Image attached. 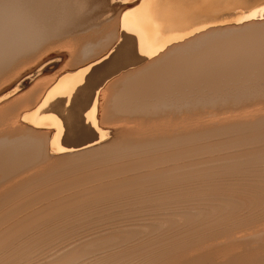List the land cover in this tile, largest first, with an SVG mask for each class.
I'll return each instance as SVG.
<instances>
[{"label":"bare ground","instance_id":"6f19581e","mask_svg":"<svg viewBox=\"0 0 264 264\" xmlns=\"http://www.w3.org/2000/svg\"><path fill=\"white\" fill-rule=\"evenodd\" d=\"M118 1L119 0H0V217H2L5 220L7 219L6 216L14 215L16 211L20 210V208L27 207V206L33 207L34 204L37 203L36 201L38 199L46 198L47 200V204L45 202L46 205L45 206L43 205L44 207L41 206L42 208L40 209L38 208L39 205L37 203L36 205L38 207L35 206L36 210L33 209L34 211H32L31 213L27 212L29 214L24 219L21 218L22 212H20L21 216L19 218L21 219L17 221L18 219L16 218L17 219V220L15 219L16 224L13 223L14 224L13 226L10 227V225L12 224L8 225L9 224L8 222L7 225L10 227V229L8 228L9 230L7 232L0 235V247L5 245L6 243L8 244L9 243L8 241L15 240L18 237L17 235L18 234L20 235L21 231L25 232L26 231L25 229H28L30 227L33 228L34 225H37L39 221H43L44 218L48 219L49 217H53L56 214H60L61 211L79 209L80 205L78 204L81 201L80 197L82 196L77 198V196L79 195L77 196L74 195L76 191L74 192V194H70V195L63 194L64 196L63 195L61 196L60 191H64L65 189L78 186L80 184L82 185V186L79 185L80 189H83L82 191L84 192L85 190L84 183L86 182L89 183V181L95 180L97 177L101 179L93 181L99 184V185L97 184L98 191H96L97 194L95 193L96 194L95 197L103 201L104 199H106L105 202L107 201V199L110 200V199L118 198V197L121 198L122 196H125L127 194H130V193L133 194V192L135 193L137 192L138 194L139 191H142V190L138 191V189H140L138 187H142L148 184H150V187H151V183L153 184L155 182V183H159V185L160 183H162V185L163 184L166 185L167 189L165 190L173 192L172 194H170V192H165L164 195L160 194L161 195L160 196L157 191L159 186L158 188H156L155 186V188L157 189L156 193H158L159 195V201L160 200L164 201L166 199L165 202H167L168 200V202H170V205L174 204L175 202L181 204L182 202H186L188 200V198L186 200L184 199L186 194L188 193V192L185 193L186 189H184L185 188L184 184L186 183V181L189 182L188 175L190 174V168L196 165V164L194 165L192 162L193 165H191L190 167L189 166L190 162L188 164L186 163L187 162L186 159H187L188 154L190 153L191 147L193 148L196 147L197 149H199L202 146L205 147V145L209 146V144H211L214 141L215 142L217 141V143L214 142L213 144L214 145L217 144L219 150L224 149L225 151V149L232 147L231 149H229V151H226L225 153L222 152V154H219L221 155L220 156L221 165H225L228 163L229 165L238 166L239 164H242L243 162H246V161H250L254 158L259 159V160L261 158V157L259 158L260 151L256 150L257 145L255 146V143L264 140V105L263 107H259V108L256 107V105L259 106L258 102L261 103L260 106L264 103V21L262 22V19L264 18H259V17H264V0H201L200 5L202 7L199 10L196 9V13L193 16H189L188 18L186 17L191 12L190 4L194 2L195 0H177V1L176 0H156V4L150 9L141 8V5L145 3V0H139V2H137V0H131L130 2H133V3L129 7L122 6L121 2H118ZM238 8H240L241 10L238 12H235V10ZM125 12H130V15L128 16L126 20L123 18V14ZM201 15H207V17L204 19L202 18ZM250 16H253L255 18H249ZM207 26H213V27L207 28ZM102 39L105 45L102 42L101 43L103 44V47L105 46V50L103 51L102 49H99V50H102V53L100 52L97 57L93 56L94 57V58L92 57L93 59L89 58L90 52L91 51L94 52V50H96V48L94 49V45L96 44V42H98L99 40L102 41ZM106 45H107V48H106ZM101 46L99 45L97 47L100 48ZM115 47H116V51L113 55H111ZM44 51L45 52L47 51V54L42 53ZM97 52L98 51H96V53ZM109 56H110L109 60L104 61ZM58 58H61L62 61L63 60L66 61L67 65H65L64 67L65 71L59 73L57 77L55 76V78H53L48 83H46L45 81L41 79L38 81H33V83H31L30 87L27 90L22 91L20 94L16 95L14 98L8 99L7 101H5L7 98H9V96L10 97L12 96L11 94L18 92L20 90L19 88L21 87L23 88L25 86V83L28 81L27 80L23 82L25 78L29 77V75L31 76V74H34L33 77L37 79V77H39L43 73V71L47 69V65H48L47 63L49 61H52ZM142 63L143 65L140 68L129 71L126 74H121L120 77H117L118 76L117 74H120L121 72L125 70L135 68L136 66ZM52 64L58 65L57 62H53V61H52ZM59 71L61 70H58L57 72ZM115 76L117 78H115ZM105 80H109L107 81L109 86H107L106 89L104 88L105 90L101 89V92L103 90L102 94H98V91H97L98 88L97 90H95L96 88L95 85L100 84V82L105 81ZM22 82L23 84L21 85ZM84 83L85 85L83 86ZM99 90H100V87H99ZM99 95H101V97ZM71 102H73V105L71 107L70 106L68 107L69 103ZM254 103H258V104H254ZM254 105H255V109L253 107ZM83 119H86L85 121H88L89 124L86 125L87 123L85 124V122H83ZM23 122L30 123L32 127L30 128L27 125H24ZM107 131L111 132V135L112 134L114 135V139H112V141L109 144H105L100 147H95L89 150L84 149V151L81 150L82 152L80 153L78 152L77 154H73V155L71 154V155H66L63 157H59V156L56 157V155L60 153L62 150L69 151V149H72L69 145L71 144L73 145L74 143H77L79 141L81 142V139L84 140L86 138L92 137L93 135L97 134L94 140L91 138L93 140L92 144H94V142H97V141L101 142L105 140V138L108 137L109 135ZM238 139L240 140L242 139V141H238ZM88 142L89 141L87 140V143ZM82 143L83 144L78 143L79 146L80 145L85 146L84 142ZM252 144L254 145L252 146ZM89 145L86 148H88ZM75 149L73 148V150ZM252 149H255L256 151H253ZM198 153H199V150H198ZM262 153L263 152H261V154ZM208 154L210 153L208 152ZM219 155L217 157L215 156L214 157L219 159L218 158ZM192 156L193 155H191V157ZM199 156L201 157L203 155H199ZM200 157H199V162H200ZM208 157H211V156H208ZM214 157H212V159ZM204 159L206 160V158ZM209 160L210 159H208V162L206 163H209L210 162ZM218 164L216 165L218 166ZM159 165L162 166L160 169H158ZM211 166L213 167V165ZM262 169L260 168L261 171ZM232 172H234V170ZM262 172H264V170ZM203 174L205 175V173ZM209 174L211 173L209 172ZM105 176H106V179H104ZM196 181L198 182L197 179ZM254 182H256V180ZM91 184L93 185V183ZM91 184H90V188H92ZM186 184H189V183H186ZM228 184L227 186H229ZM197 185L199 184L197 183ZM230 185H233V184H230ZM241 185L239 184L238 186H241ZM103 186H105L104 189L98 188V187H103ZM259 186H258V189H259ZM261 186H264V185H261ZM53 187H55L54 190H52ZM150 187L148 186L149 189H151ZM189 187H186V188H189ZM49 188H51V190ZM75 188L78 189L77 187ZM145 188L146 186L144 187V189ZM80 189L78 190L80 191V194H81L82 192ZM93 189H92V192H93ZM215 189L217 190V188ZM215 189L213 188L214 191ZM236 189L238 190V188ZM254 189H255V186H254ZM263 189L261 187L262 191ZM69 190L71 191V189ZM88 190L90 189L88 188ZM219 190H221L222 192L221 188H219ZM239 190L241 191L242 188ZM228 191H230V189ZM237 192L240 193L239 191ZM53 193H58V194H54L52 196ZM146 194L149 195L148 193ZM207 194L208 193H206V196ZM211 194H209V196ZM263 194H260V195H263ZM143 195L144 194H142V197ZM147 195L145 196L147 197ZM197 195H199L198 191H197ZM229 195L230 194H228L227 196ZM127 196L130 197V195H127ZM132 196L133 195H131V197ZM156 196L157 195H155V198ZM227 196H226V199H227ZM236 196H237L236 198L242 197V195L238 197V194ZM137 197L135 198L137 199ZM151 197H152V194H151ZM151 197H148V198H151ZM248 197L249 196L247 197L244 196V199ZM125 198L126 197H123L122 199L124 200ZM172 198H175V199H172ZM170 199L172 202L169 201ZM198 199L199 197L196 200ZM228 199H232L231 196ZM258 199L262 200V198H258ZM258 199L255 201V205L257 202L260 201V200L258 201ZM95 200L96 199H94V201ZM101 200H100L101 205L105 204ZM251 200L250 202H253L254 199L252 201ZM180 201L182 202L180 203ZM233 201L234 199H232V202ZM239 201L241 202V198ZM86 202L88 203L89 201H86ZM41 203H43V201ZM158 203L160 204V202ZM167 203L165 204L168 205L169 203L168 204ZM109 204L110 203H108L107 205ZM215 204L217 203L215 202ZM113 205L115 204L113 203ZM200 205H202L203 207V204H200ZM208 205H209V210H211L209 203ZM237 205H240V204H237ZM99 206H100V203H99ZM145 206H148V205H145ZM225 206L226 205L224 204V207ZM221 207L222 206H220V208ZM231 207H229V209ZM29 208L27 207V210ZM183 208H186V206L182 207V209ZM225 208H228V206ZM86 209L88 208H85L83 212H85ZM92 209H94V207ZM95 210L97 211L98 209H95ZM101 210H105V209H101ZM158 210L159 209H157L156 211ZM191 210H193V208ZM240 210H241V206H240ZM116 211H119V210H116ZM173 211L172 213H174ZM180 211L182 212L181 208L179 209V212ZM213 211L215 210H212V213ZM216 211L214 213H216ZM229 211L231 210H228V212ZM89 212H90V209H89ZM101 212L102 211H100V213ZM191 212H196V210L195 211L193 210ZM66 213H69V211ZM71 213L73 214V212ZM76 213L78 212H75L74 214ZM249 213H251V211ZM24 214L25 213H23V215ZM184 214H185V211H184ZM204 214H207V213H204ZM234 214L235 216L237 215L236 213ZM241 214H243V212ZM101 216L99 217L100 219H101ZM198 216H200V219H201L202 215H198ZM239 216L242 217V215L240 214ZM68 217H71V216L69 215ZM75 217H73L72 219L74 220ZM193 217L198 218L196 217V215ZM244 217L242 219H243V224L245 225ZM133 218L134 217L132 216V219ZM173 218H171L170 216V219H173ZM254 218L253 220L256 221L255 215H254ZM237 219H239V217H237ZM53 220H55L54 217H53ZM86 220L90 221L89 218H87ZM173 220H175V218ZM226 220L227 219H225L224 221ZM56 221L59 223L58 219ZM195 221H197V219ZM252 221L250 218V223L248 222L246 223L251 224ZM234 222H230V224L231 223L233 224ZM238 222L237 224H239ZM150 223L151 222H149V224ZM5 224H6V221H5ZM72 224H75V223H72ZM43 225H44V222H43ZM220 225H222V223ZM248 226L246 227L250 229L251 226H249L250 228ZM259 226L257 228H259ZM161 227L162 226H160V228ZM192 227L190 229H192ZM252 227H256V225ZM52 228L54 227H51V229ZM232 228L233 227L231 226L229 230H231ZM243 228L245 229V227ZM224 229L225 231L227 230V228H224ZM238 229L241 230L242 228L241 229L238 228ZM130 230L132 229L130 228ZM239 230H238V233H239ZM177 231L175 234H177L180 230L178 232ZM202 231H205V230H202ZM211 232H214V231L212 230ZM216 232L218 234L221 233L220 231L218 232L217 230ZM231 232L229 234H231ZM252 232L251 234L250 232H248V234L244 233L243 236L242 234L241 236H238L239 235L238 234L237 235L238 237H235V238L236 240H238V243L242 241V243L244 244V247L248 246L247 243H249L248 241L250 239L246 242V246L243 240L248 239L250 237L252 238L254 236L255 238H257V241L255 239L250 240V242L253 241V243H254V240L256 242L264 240V229L257 230L255 232L256 234L253 233L254 235H252ZM143 233H145V231ZM183 233L185 234V232ZM217 233H214V235H217ZM39 234H40V231H39ZM199 234L200 232L198 233V237H199ZM211 235L213 234L211 233ZM226 235H228V233ZM226 235L224 236L225 238L229 237V235L228 236ZM31 236H33L34 238L37 235L35 236L31 235ZM166 236L173 237V234L172 235L169 234ZM27 237H30V236H27ZM195 237L196 239L198 238L197 236ZM219 237L218 239H214V240L218 241ZM62 238H65V237H62ZM115 238H117V236ZM127 238L125 240H127ZM201 238L199 241L197 239L198 243L201 242L200 246L202 244V241H205ZM96 239L94 241H96ZM172 239L170 240L172 241ZM160 240H162V238H160ZM182 240H185V235H184V239L182 238ZM190 240L192 239L190 238ZM214 240L212 237V242ZM228 240L229 239L226 240V243L228 242ZM232 240L233 239H230V241ZM105 241L107 240H104V242ZM192 241H189V242L192 243ZM114 242L115 241L113 240L112 243ZM142 242L144 243L145 240ZM147 242H150V241H147ZM172 242L173 244L175 243L174 240ZM184 242L185 241H183V244ZM222 242H223L222 243L223 245L225 242L224 241ZM27 243H30V242L27 241L26 244ZM100 243L101 242L94 243V244H100ZM135 243L136 242H134V244ZM141 243L139 244L143 245ZM179 243H176V245ZM186 243L188 244V242ZM195 243H192L193 246L196 245ZM234 243L235 242L233 241L232 244ZM35 244H37V242ZM54 244H55V241H54ZM104 244L107 245V243H104ZM165 244H168V243L166 242ZM212 244H214L213 246L214 251L216 248L215 246L217 247L220 246V244L219 246L216 245L215 241L214 243H211L210 245ZM15 245H18V243H16ZM125 245L127 244L124 243L123 246L125 247ZM147 245L149 246V244ZM180 245L181 244H179V246ZM203 245H205V243ZM7 246H10V245H7ZM96 246L97 245H95V247ZM224 246H227V245L224 244ZM20 247L21 249H23L21 245ZM87 247L88 246H86V249ZM90 247L88 248L90 249ZM176 247H173L174 250ZM182 247L185 248L184 246ZM205 247L207 248V246ZM210 247L211 246H209L208 249ZM220 247H222V249L226 248L223 246H220ZM236 247H237V244H236ZM236 247H234V249ZM5 248L7 249V247ZM107 248L109 247L107 246ZM116 248H113V249L117 250ZM157 248H159V246ZM170 248L172 250V247ZM230 248L228 249V254L225 253V255H228L227 256L228 258L226 257L227 259L225 258V255L222 254L221 252L220 253L222 255L220 253L219 255L217 254H214V255L219 256V257L221 255V257H223L222 259H219L218 257L216 258L215 256L214 258L212 253H211L212 255H210V250L207 249V251H209L207 253L209 254L203 253V252L202 254L198 253V255L199 254L200 255L196 257L195 259L194 257L197 256V254L195 255L196 253L195 251H194L195 253L194 252H191V254L188 253L191 256H193V254L195 255L193 257L194 260L186 261V262H183L182 264H264V258L260 256L259 250L257 251L259 255L256 254L257 256L253 257V255H255V252L254 250L249 249L251 252L252 251L254 252L252 253L253 254L251 256L252 258H248L249 256H246L247 258H244L243 255L245 256V254H242V251L239 254L238 253L233 254L232 253L233 251L230 250ZM241 248L242 247H240V249ZM211 249H212L211 251H213V248ZM164 250L162 249V251ZM171 250L169 252L173 251ZM21 251H24V250H21ZM117 251H119L118 253L122 255L121 253L123 252L122 246H121V249ZM149 251L147 253H149ZM166 251L167 250H165L164 252L166 253ZM229 251H232L230 255H229ZM108 252L107 254L109 255L110 253H112V252L110 253ZM175 252L177 255L176 250ZM114 253H117V252H114ZM123 253H125V251ZM137 253H139L138 250H137ZM151 253L149 254L151 255ZM184 253H185V250H184ZM184 253H182L184 256H187V258L191 259L187 253H186L187 255H185ZM260 253L262 252L260 251ZM9 254L10 252H8V255ZM16 255L15 256L13 255L14 258L16 257ZM113 255H116V254H113ZM170 255H172V253ZM123 256H121L122 258H119V259L114 258L113 261L116 263L117 262L119 263L121 262L122 259L126 258V257L123 258ZM167 256L169 257V255ZM167 256H166V259L168 261ZM76 257L78 258V256ZM137 257L139 256L136 255V258ZM181 257L176 256L175 258L178 259ZM70 258H72V255ZM148 258H151V257H148ZM170 258L172 259V256L169 257V259ZM0 259H2V256ZM7 259H9V257ZM131 259H135V258H131ZM143 259L145 258L142 257L141 260ZM189 259L185 258L183 260L181 258V260L183 261L189 260ZM218 260H220V262H218ZM163 261L164 260H162L160 263H162ZM108 262H111V261H108ZM122 262L124 261L122 260ZM145 262L147 264V261ZM172 262L171 264H175ZM1 263L7 264L6 262H2V260L0 261V264ZM80 264H82V262ZM152 264H155V262H153ZM168 264H170V262Z\"/></svg>","mask_w":264,"mask_h":264},{"label":"rangeland","instance_id":"374dc122","mask_svg":"<svg viewBox=\"0 0 264 264\" xmlns=\"http://www.w3.org/2000/svg\"><path fill=\"white\" fill-rule=\"evenodd\" d=\"M131 0H119L118 2H121V5L122 6H124V7H129V6H131L132 5V3L133 2H130ZM177 1V0H176ZM175 1V2H176ZM137 2H139V0H137ZM200 2H201V0H195L194 2H192L190 5H191V12H190V14H188V16L186 17V18H188L189 16H193L195 13H196V9H200L202 6L200 5ZM241 9L240 8H238V9H236L235 10V12H238V11H240ZM202 16V18H206L207 17V15H201ZM264 21V19H262V22ZM260 23V22H259ZM258 25V24H257ZM210 27H213V26H207V28H210ZM100 41V42H99ZM98 42H96V44L94 45V49L96 48V50H94V52L93 51H91L90 52V56H89V58H91V59H93L94 57H97L98 55H99V53L101 52L102 53V50L104 51L105 50V46L103 47V39H102V41L101 40H99ZM103 44H102V43ZM98 43V44H97ZM120 43H121V41H120ZM101 46V47H103V48H98L97 46ZM105 45V44H104ZM108 45V44H107ZM107 45H106V48H107ZM117 47V46H116ZM116 47H115V49L113 50V52H112V54L111 55H113L114 53H115V51H116ZM98 48V49H97ZM99 49H102V50H99ZM48 51V50H47ZM47 51L45 52H42V53H46L47 54ZM96 51H98L97 53H96ZM65 54V53H64ZM110 55V56H111ZM94 56V57H93ZM110 56L108 57V58H106L104 61H108L109 60V58H110ZM93 57V58H92ZM55 60H57V61H55ZM55 60H52L53 62H57V64L58 65H55V64H52V61H49L46 65H47V69L46 70H44L43 71V73L39 76V77H37V79L35 78V77H33L34 76V74H31V76L29 75V77H27V78H25L24 80H23V82H25V81H27L26 83H25V86L22 88H19L20 90L18 91V92H16V93H14V94H11L12 96L10 97L9 96V98H7L5 101H7L8 99H12V98H14L16 95H18V94H20L22 91H25V90H27L29 87H30V85H31V83H33V81H38V80H43V81H45L46 83H48V82H50L53 78H55V76L57 77L58 75H59V73H61V72H63V71H65V65H67V63H66V61L65 60H63L62 61V59L61 58H58V59H55ZM59 60V61H58ZM65 61V62H64ZM103 61V62H104ZM65 63V64H64ZM102 63V62H101ZM52 64V65H51ZM97 64V63H96ZM50 65V66H49ZM63 65V66H62ZM143 65V63L142 64H139L138 66H136L135 68H131V69H129V70H125V71H123V72H121L120 74H117L116 76L117 77H120L121 76V74H126V73H128L129 71H132V70H136L137 68H140L141 66ZM55 66V67H54ZM54 67V68H53ZM63 69H62V68ZM95 67V66H94ZM61 68V69H60ZM33 70V69H32ZM58 70H61V71H59V72H57ZM115 76V78H117ZM32 78V79H31ZM107 81H109V80H105V81H102V82H100V84H97V85H95V90H97V88H98V94H102V92H103V90H102V92H101V89H106L107 88V86H109L108 85V82ZM23 82L21 83V85L23 84ZM29 82V83H28ZM106 84H105V83ZM104 86H103V85ZM85 85V83L83 84V86ZM100 85V86H99ZM99 87H100V90H99ZM104 89V90H105ZM94 90V91H95ZM99 91H100V93H99ZM100 97H101V95H99ZM259 103V104H258ZM258 103H254V104H258L259 106H257L256 105V107L257 108H259V107H263V105H264V103L260 106V102H258ZM73 105V102H71V103H69V105H68V107L70 106H72ZM254 107V109H255V105L253 106ZM86 119H83V122H85V124L86 125H88L89 124V122L88 121H85ZM23 124L24 125H27L28 127H32V125L30 124V123H28V122H23ZM107 133H109V135H108V137H106L105 138V140H103V141H97V142H94V144H92V142H93V140L96 138V136H97V134L96 135H93L92 137H89V138H86V139H84V140H82L81 139V142L79 141V142H77V143H74L73 145L71 144V145H69L72 149H69V151L68 150H62L60 153H58L57 155H56V157L57 156H59V157H63V156H66V155H73V154H77L78 152L80 153V152H82L81 150H83L84 151V149L85 150H89V149H93V148H95V147H100V146H102V145H105V144H109L111 141H112V139H114V135L112 136L111 135V132H109V131H107ZM95 136V137H94ZM93 140H92V139ZM224 138V137H223ZM227 138V137H226ZM87 140L90 142H88L87 143ZM238 141H242V139L240 140V139H238ZM82 142H84V145L85 146H82V145H80L79 146V144H83ZM215 142V141H214ZM214 142H212L211 144H209V146L207 145H205V147H203V149H202V147L201 148H199V149H197L196 147L195 148H193V147H191L189 150H190V153L188 154V156H187V159H186V163L188 164L189 162V166L191 167V165H195L194 167H189L190 168V174L188 175L189 177H188V179H189V182L188 181H186V183H189L191 186L192 185H194L195 186V188H194V186H190L189 184H184V189H186V191H185V193H187L186 194V196H185V200L188 198V200L186 201V202H182V201H180V203L181 204H179V203H177V202H173L174 204H172V205H170V202H168V200H167V202L169 203H167V202H165V200L164 201H162V200H160L159 201V195L161 194V195H164L165 194V192H170V194H172L173 192H171V191H166L165 189H167V187H166V185H162V183H160V185H159V183H153L154 184V186H153V184L151 183V187H150V184H148V185H144V186H142V187H138V188H140V189H138V191L139 190H142V191H139V193L137 194V192L135 193V192H133V194L132 193H130V194H127V195H130V197L129 196H127V195H125V196H122L121 198L120 197H118V198H113V199H110V200H108L107 199V201L105 202V200L106 199H104V201L103 200H101V199H97L96 197H95V195L97 194L96 193V191H98V189H97V184L98 183H96V182H93V181H95V180H100L101 178H96L95 180H91V181H89V183H84V188H85V190L87 189L88 190V188L91 190H84V192L82 191L83 189H80V186H82V185H78V186H74V187H70V188H68V189H65L64 191H60L61 192V196L64 194V195H70V194H74V192H75V196H77V195H79V196H77V198L78 197H80V196H82V197H80L81 198V201L79 202V204L78 205H80V208L79 209H76V210H65V211H61V213L60 214H56L55 216H53L54 217V219L55 220H53V217H49L50 218V220H49V218L48 219H46V218H44L43 219V221H39L38 223H37V225H34L33 226V228L32 227H30V228H28V229H25L26 231L24 232V231H21L20 232V235L18 234L17 236V240L15 239V240H12V241H8L9 243L7 244H5V245H3L2 247H0V250H2V251H0V254H1V256H2V259H0V261L2 260V262H6L7 264H61V263H63V264H66L67 262H69V263H67V264H74V263H76V264H80L81 262H82V264H103L104 262V264H126V263H131V264H135L136 262V264H146V262L145 261H147V264H152L153 262H155V264H168L169 262H170V264H171V262L172 261H174V262H172V263H175V264H182L183 262H186V261H190V260H194L196 257H198L199 255H198V253H201L202 254V252L203 253H207V252H209V251H207V249H208V247L209 246H211L208 250H210V255H212L213 254V257L215 256L216 258L218 257L219 259H222L223 257H221V255L222 254H224L225 255V253L226 254H228V249L230 248V250H232V251H229V255H230V253L232 252L233 254H236V253H240L241 251H242V254H245V256L243 255V257L244 258H247L246 256H249L248 258H252L251 256L253 255L252 253H254L255 252V255H253V257H256L257 255H259L260 254V256L262 257V258H264V240H262V241H259V242H256L257 241V238H255L254 236L251 238H248V239H245V240H243L244 241V243H245V246H246V242L250 239V240H253V239H255L254 240V243H253V241L252 242H250V240L248 241L249 243H247V245L248 246H246V247H244V244L242 243V241L240 242V243H238V240H236V238L235 237H238V236H241V234H242V236H243V234L244 233H246V234H248V232H250V234H251V232H252V235H254V234H256L255 232L257 231V230H263L264 228V202H263V200H264V186H261V185H264V172H262L263 170H264V159H262V158H264L263 156H264V140L263 141H260V142H257V143H255V146L257 145V151L259 150L260 151V155H262V156H260L259 155V158H260V160L259 159H256V158H254V159H252V160H250V161H246V162H243L242 164H239L238 166H234V165H229L228 163L227 164H225V165H221V160H220V156L221 155H219V154H222V152L223 153H225L226 151H229V149H231V148H227V149H225V151H224V149L223 150H219L218 149V146H217V144L216 145H214L213 143ZM79 143V144H78ZM215 143H217V141L215 142ZM263 143V144H262ZM77 144V145H76ZM90 144V145H89ZM213 144V145H212ZM89 145V147L88 148H86L87 146ZM210 145H211V147H210ZM254 144H252V146H253ZM73 146V147H72ZM76 146V147H75ZM214 146H215V148H214ZM79 147H80V149H79ZM84 147V148H83ZM263 147V148H262ZM73 148L75 149V150H73ZM82 148V149H81ZM212 149V150H211ZM79 150V151H78ZM192 150H193V152H192ZM196 150V151H195ZM198 150H199V153H198ZM253 151H256L255 149H252ZM206 151V152H205ZM211 151V152H210ZM214 151V152H213ZM205 152V153H204ZM208 152L210 153V154H208ZM261 152H263L262 154H261ZM198 153V154H197ZM212 153V154H211ZM219 155V159H217V158H215V157H217L218 155ZM191 155H193L192 157H191ZM195 155V156H194ZM199 155H203V156H199ZM208 156H211V157H208ZM215 156V157H214ZM198 157V158H197ZM199 157H200V162H199ZM203 157V158H202ZM207 157H208V159H210L209 161V163H206V162H208V159H207ZM212 157H214L213 159H212ZM189 158V159H188ZM191 158V159H190ZM194 159V161H193V159ZM196 158V159H195ZM204 158H206V160L204 159ZM203 159V160H202ZM212 159V160H211ZM192 160V161H191ZM198 160V161H197ZM215 160V161H214ZM259 162H258V161ZM263 160V161H262ZM197 163H196V162ZM204 163H202V162ZM212 161V162H211ZM214 161V162H213ZM217 161H219V162H217ZM257 161V162H256ZM192 162H193V164H192ZM249 162V163H248ZM251 162V163H250ZM261 162V163H260ZM201 163V164H200ZM212 163V164H211ZM219 163V164H218ZM171 164V163H170ZM198 164V165H197ZM216 164H218V166L216 165ZM244 164V165H243ZM246 164V165H245ZM211 165H213V167L211 166ZM261 165V166H260ZM210 166V167H209ZM225 166H227V167H225ZM248 166V167H247ZM162 166L161 165H159L158 166V169H160ZM209 167V168H208ZM225 167V168H224ZM256 167V168H255ZM196 168V169H195ZM232 168V169H231ZM239 168V169H238ZM258 168V169H257ZM260 168L262 169V171L260 170ZM194 169V170H193ZM211 169H213V170H211ZM250 169V170H249ZM255 169V170H254ZM193 170V171H192ZM199 170V171H198ZM207 170V171H206ZM209 170V171H208ZM217 170V171H216ZM226 170H228V171H226ZM231 170V171H230ZM234 170V172H232ZM242 170V171H241ZM257 170H258V172H257ZM196 171V172H195ZM215 171H216V173H215ZM192 172H193V174H192ZM209 172L211 173V174H209ZM243 172V173H242ZM203 173H205V175L203 174ZM215 173V174H214ZM261 175H260V174ZM263 173V174H262ZM217 174V175H216ZM225 174H227V175H225ZM233 174V175H232ZM241 174V175H240ZM245 174V175H244ZM255 174V175H254ZM257 174V175H256ZM193 175V176H192ZM196 175V176H195ZM198 175V176H197ZM199 175H200V177H199ZM210 175V176H209ZM240 175V176H239ZM249 175H251V176H249ZM222 176V177H221ZM247 176V177H246ZM249 176V177H248ZM259 176V177H258ZM263 178H262V177ZM234 177V178H233ZM194 178V179H193ZM205 178H207V179H205ZM212 178V179H211ZM262 178V179H261ZM104 179H106V176H105V178ZM193 179V180H192ZM196 179L198 180V182L196 181ZM205 179V180H204ZM242 179H243V181H242ZM208 180V181H207ZM217 180V181H216ZM232 180V181H231ZM236 180V181H235ZM240 180V181H239ZM256 180V182H254ZM259 180V181H258ZM56 181V180H55ZM193 181H195V182H193ZM204 181V182H203ZM205 181H207V182H205ZM214 182V183H212V182ZM248 181H249V183H250V185H249V183H248ZM251 181V182H250ZM253 181V182H252ZM258 181V182H257ZM192 182V183H191ZM209 182V183H208ZM220 182V183H219ZM222 182V183H221ZM230 182V183H229ZM232 182V183H231ZM91 183H93V185L91 184ZM95 183V184H94ZM108 183V182H107ZM196 185H195V184ZM197 183L199 184V185H197ZM201 183V184H200ZM204 183V184H203ZM229 183V184H228ZM235 183V184H234ZM263 183V184H262ZM87 184V185H86ZM90 184L92 185L91 187L92 188H90ZM158 184V185H157ZM203 184V185H202ZM206 184V185H205ZM213 184V185H212ZM220 184V185H219ZM226 184V185H225ZM227 184L229 185V186H227ZM230 184H233V185H230ZM241 185V186H238V185ZM253 184V185H252ZM89 185V186H88ZM96 185V186H95ZM99 185V184H98ZM201 185V186H200ZM209 187H208V186ZM213 187H212V186ZM215 185V186H214ZM244 185V186H243ZM257 185V186H256ZM260 185V186H259ZM95 188H94V187ZM146 186V188L144 189V187ZM148 186L151 188V189H149L148 188ZM155 186H156V188H158V186H159V188H158V190L155 188ZM191 188H190V187ZM203 186V187H202ZM205 186V187H204ZM207 186V187H206ZM243 186V187H242ZM253 186V187H252ZM254 186H255V189H254ZM258 186H259V189H258ZM75 187H77L78 189H80L81 190V192L83 193H81L80 194V191L78 190V189H76ZM104 187L105 186H103V187H98L99 189H104ZM160 187H162V188H160ZM186 187H189V188H186ZM201 187H202V189H201ZM211 187H212V189H211ZM224 187V188H223ZM226 187V188H225ZM240 187V188H239ZM245 187V188H244ZM261 187H262V189H263V191L261 190ZM82 188V187H81ZM96 189V190H94V189ZM107 188V187H106ZM194 188V189H193ZM197 188V189H196ZM204 188V189H203ZM213 188L215 189V188H217V190L215 189V191L213 190ZM219 188H221L222 189V192H221V190H219ZM236 188H238V190L236 189ZM242 188V192L239 190V189H241ZM50 190H51V188H49ZM55 189V187H53L52 188V190H54ZM69 189H71V191L69 190ZM92 189H93V192H92ZM144 189V190H143ZM161 189H162V191H161ZM189 189V190H188ZM192 189V190H191ZM196 189V190H195ZM226 189V190H225ZM230 189V191H228ZM236 189V190H235ZM244 189V190H243ZM252 189H254V190H252ZM257 189H258V191H257ZM68 190V191H67ZM150 190V191H149ZM156 190L158 191V193H159V195H158V193H156ZM165 190V191H164ZM196 192H195V191ZM200 190V191H199ZM202 190H204V191H202ZM211 190V191H210ZM214 191V193H213V191ZM224 190V191H223ZM233 190V191H232ZM249 190V191H248ZM256 190V191H255ZM67 191V192H66ZM146 191V192H145ZM159 191H161V192H159ZM193 191V192H192ZM197 191H198V193H199V195H201V196H199V195H197ZM208 191V192H207ZM209 191H210V193H209ZM227 193H226V192ZM234 191H235V193H234ZM237 191H239L240 193H238ZM262 191V192H261ZM59 192V193H60ZM69 192V193H68ZM71 192V193H70ZM78 192H79V194H78ZM86 192V193H85ZM89 192V193H88ZM90 192H92V193H90ZM190 192V193H189ZM200 192H201V194H200ZM211 192H212V194H211ZM216 192H218V193H216ZM243 192H244V194H243ZM252 192H254V193H252ZM256 192V193H255ZM260 192V193H259ZM96 193V194H95ZM146 193H148L149 195H147ZM152 194V197H151V194ZM154 193V194H153ZM156 193V194H155ZM206 193H208L207 194V196H208V198H207V196H206ZM234 193V194H233ZM246 193V194H245ZM259 195H258V194ZM54 194H58V193H53L52 194V196L54 195ZM84 194H85V196H84ZM90 194V195H89ZM91 194H93V195H91ZM142 194H144L143 195V197H142ZM192 194H194V195H192ZM209 194H211L212 195V197H211V195L209 196ZM219 194V195H218ZM222 194V195H221ZM228 194H230L229 196H227ZM238 194V197L239 196H241L242 195V197H240L241 198V202L239 201L240 200V198H236L237 195ZM240 194V195H239ZM260 194H263V195H260ZM63 195V196H64ZM131 195H133L132 197H131ZM135 195H139L138 197L137 196H135ZM141 195V196H140ZM145 195H147V197L145 196ZM155 195H157L156 196V198H158V199H156L155 198ZM160 195V196H161ZM197 195V196H196ZM203 195H205V196H203ZM214 195V196H213ZM87 196V197H86ZM193 196V197H192ZM196 196V197H195ZM218 198H220V199H218ZM222 196H223V198H222ZM226 196H227V199H226ZM230 196H231V198L232 199H234V201L232 202V199H228V198H230ZM233 196V197H232ZM244 196L245 197H247V196H249L252 200H253V202H250V198L248 197V198H245L246 199V201H245V199H244ZM256 198H255V197ZM261 196V197H260ZM263 196V197H262ZM95 197V198H94ZM123 197H126L124 200L126 201H124L122 198ZM135 197H137V199L135 200L134 198ZM142 197V198H141ZM146 197V198H145ZM148 197H151V198H148ZM190 197H192V198H190ZM199 197V199L198 200H196L197 198ZM202 197V198H201ZM204 197V198H203ZM216 197V198H215ZM225 197V198H224ZM262 198V200H260V199H258V198ZM84 198H86V199H84ZM90 198H91V200H90ZM93 198V199H92ZM120 198V199H119ZM128 198V199H127ZM131 198V199H130ZM140 198V199H139ZM153 198V199H152ZM196 198V199H195ZM210 198V199H209ZM222 198V199H221ZM243 198V199H242ZM94 199H96L95 201H94ZM116 199V200H115ZM121 199H122V201H121ZM133 199V200H132ZM147 201H146V200ZM154 199H155V201H157V202H155L154 201ZM172 199H175V198H172ZM191 199V200H190ZM201 199V200H200ZM213 199V200H212ZM217 199H218V201L220 202H218L217 201ZM226 199V200H225ZM258 199V201L259 202H257L256 203V205H255V201ZM46 200V198H41V199H38L36 202L38 203V205H39V207L36 205L37 203H35L34 204V208L32 207V206H27L28 208L30 207H32L31 209L29 208L28 210H27V207H23V208H20V210H18V211H16V213L14 214V215H11V216H6V218L7 219H3L2 217H0V235L1 234H4L5 232H7L9 229H10V227L11 226H13L14 224H16V220L17 221H19V219H24L26 216H28V214L29 213H31L32 211H34L33 209H35L36 207H38L39 209L40 208H42V207H44L46 204H47V200ZM100 200L103 202V203H105V204H102L101 205V202H100ZM200 200V201H199ZM212 200V201H211ZM230 202H229V201ZM242 200H244V201H242ZM249 200V201H248ZM251 200V201H252ZM43 201V203H41ZM86 201H89L88 203L86 202ZM99 201V202H98ZM108 201H110V202H108ZM116 201V202H115ZM120 201V202H119ZM132 201V202H131ZM134 201H136V202H134ZM169 201H171V199L169 200ZM194 201V202H193ZM210 201V202H209ZM217 203V204H215V202ZM40 202V203H39ZM45 202H46V204H45ZM92 204H91V203ZM94 202V203H93ZM110 203L109 205H107L108 203ZM119 202V203H118ZM145 202V203H144ZM158 202H160V204L158 203ZM164 204H163V203ZM172 202V201H171ZM197 202V203H196ZM203 202V203H202ZM210 204V208H211V210H209V205H208V203ZM214 202V203H213ZM240 202V203H239ZM250 202V203H249ZM261 202V203H260ZM263 202V203H262ZM96 203V204H95ZM99 203H100V206H99ZM107 203V204H106ZM113 203L115 204V205H113ZM117 203V204H116ZM133 203V204H132ZM165 203H167L168 205H166ZM186 203V204H185ZM192 203H194V204H192ZM207 203V204H206ZM211 203H212V205H211ZM219 203V204H218ZM236 203V204H235ZM241 203H243V204H241ZM247 203H248V205H247ZM41 204V205H40ZM84 204V205H83ZM89 204H91V205H89ZM130 204V205H129ZM144 204V205H143ZM158 204V205H157ZM162 204V205H161ZM198 204V205H197ZM200 204H203V207H202V205H200ZM224 204L226 205L225 207H227L228 206V208H225L224 207ZM237 204H240V205H237ZM250 204V205H249ZM253 204V205H252ZM44 205V206H43ZM85 205H87V206H85ZM95 205V206H94ZM107 205V206H106ZM135 205V206H134ZM140 207H139V206ZM145 205H148V206H145ZM150 205V206H149ZM183 205V206H182ZM188 205H190V206H188ZM197 205V206H196ZM200 205V206H199ZM252 205V206H251ZM258 205H260V206H258ZM263 205V206H262ZM36 206V207H35ZM42 206V207H41ZM92 206V207H91ZM97 206V207H96ZM104 206V207H103ZM123 206V207H122ZM152 206V207H151ZM178 206V207H177ZM184 207V206H186V208H183L182 209V207ZM206 206V207H205ZM220 206H222L221 208H220ZM232 206V207H231ZM240 206H241V210H240ZM243 206V207H242ZM258 206V207H257ZM91 207V208H90ZM94 207V209H92ZM100 207H102V208H100ZM131 207V208H130ZM132 207H133V209H132ZM135 207V208H134ZM151 207V208H150ZM171 209H170V208ZM188 207V208H187ZM197 207V208H196ZM229 207H231L230 209H229ZM239 207V208H238ZM245 207V208H244ZM262 207V208H261ZM85 208H88V209H86V211L85 212H83V210H85ZM118 208V209H117ZM121 208V209H120ZM170 210H169V209ZM175 208H176V210H175ZM181 208V210H182V212L180 211L179 212V209ZM193 208V210L195 211L196 210V212H197V214H196V212H191V211H193V210H191V209ZM203 208V209H202ZM205 208H206V210H205ZM236 208V209H235ZM253 208V209H252ZM259 208V209H258ZM89 209H90V212H89ZM95 209H98L97 211L95 210ZM101 209H105V210H101ZM130 209V210H129ZM142 209V210H141ZM149 209V210H148ZM155 209V210H154ZM157 209H159L158 211H156ZM178 209V210H177ZM186 209H187V211H186ZM189 209V210H188ZM198 209V210H197ZM227 209V210H226ZM233 209H235V210H233ZM247 209V210H246ZM249 209V210H248ZM255 209H257V210H255ZM23 210V211H22ZM31 210V211H30ZM36 210V209H35ZM38 210V209H37ZM77 210H79V211H77ZM116 210H119V211H116ZM121 210V211H120ZM174 210V211H173ZM204 210V211H203ZM209 212H208V211ZM212 210H217L216 211V213H214L215 211H213V213H212ZM228 210H231V211H229L228 212ZM244 210V211H243ZM69 211V213H66V212H68ZM94 213L95 211V213H94V215H93V213ZM100 211H102L101 213H103V214H101L100 213ZM134 211V212H133ZM138 211V212H137ZM148 211V212H147ZM170 213H169V212ZM172 211L174 212V213H172ZM177 212V214H176V212ZM184 211H185V214H184ZM223 211H225V212H223ZM226 211H227V213H226ZM237 211V212H236ZM251 211V213H249ZM255 211V212H254ZM263 213H262V212ZM20 212H22V216L20 215L21 213ZM27 212H29V213H27ZM71 212H73V214L75 213V212H78L79 214H81V215H79L78 213H76V214H72ZM110 212V213H109ZM118 212V213H117ZM143 212V213H142ZM156 212V213H155ZM189 214H187V213ZM203 212V213H202ZM223 212V213H222ZM236 213L237 215V217H239V219H237V217L235 216V214L234 213ZM243 212V214H241ZM244 212H246V213H244ZM258 212V213H257ZM261 212V213H260ZM23 213H25L24 215H23ZM27 213V214H26ZM98 213H100V214H98ZM112 213V214H111ZM146 213H147V215H146ZM166 213V214H165ZM179 213V214H178ZM199 213V214H198ZM204 213H207V214H204ZM219 213V214H218ZM260 213V214H259ZM17 214H19V215H17ZM64 214V215H63ZM72 214V215H71ZM85 214H87V215H85ZM107 214V215H106ZM109 214V215H108ZM111 214V215H110ZM117 214V215H116ZM153 214V215H152ZM156 214V215H155ZM158 214V215H157ZM175 214V215H174ZM182 214V215H181ZM218 214V215H217ZM239 214L240 215H242V217H240L239 216ZM246 214V215H245ZM250 214V215H249ZM252 214V215H251ZM255 215V217H256V221H254L253 220V218H254V215ZM17 215V216H16ZM73 216V217H75L74 218V220L71 218V217H68V216ZM91 215V216H90ZM93 215V216H92ZM102 215V216H101ZM120 215V216H119ZM145 215V216H144ZM150 215V216H149ZM173 215V216H172ZM179 215V216H178ZM192 215V216H191ZM196 215V217H198V218H195V217H193V216H195ZM198 215H202V217H201V219H200V216H198ZM204 215V216H203ZM257 215V216H256ZM258 215H259V217H258ZM3 216V215H2ZM15 216V217H14ZM21 216V218H19ZM64 216V217H63ZM68 217V218H66V217ZM79 216V217H78ZM82 216V217H81ZM101 216V219L99 218ZM115 216V217H114ZM122 216V217H121ZM124 216V217H123ZM126 216V217H125ZM132 216L134 217L133 219H132ZM137 216V217H136ZM143 216V217H142ZM170 216H171V218H175V220H173V219H170ZM229 216V217H228ZM245 216V217H244ZM249 216V217H248ZM252 216V217H251ZM261 216V217H260ZM263 216V217H262ZM64 219H63V218ZM89 218L90 219V221L89 220H86L87 218ZM104 217V218H103ZM114 217V218H113ZM147 217V218H146ZM158 217V218H157ZM165 217V218H164ZM169 217V218H168ZM192 217V218H191ZM203 217H204V219H203ZM207 217V218H206ZM226 217V218H225ZM244 217V219L246 220H244V223H245V225L246 226H251V228L250 229H248L244 224H243V218ZM248 217V218H247ZM17 218V219H16ZM61 218H62V220H61ZM66 218V219H65ZM71 218V219H70ZM79 218V219H78ZM94 218V219H93ZM162 218V219H161ZM178 219V221H177V219ZM195 218V219H194ZM224 218V219H223ZM233 218V219H232ZM250 218H251V221L253 222H251V224H248V223H250ZM9 219H11V220H9ZM13 219H14V221H13ZM16 219V220H15ZM58 219V221H59V223H61V224H59L56 220ZM67 219H69V220H67ZM77 219V220H76ZM83 219H84V221H83ZM99 219V220H98ZM104 219V220H103ZM115 219V220H114ZM120 219V220H119ZM122 219V220H121ZM149 219V220H148ZM156 219V220H155ZM189 219V220H188ZM197 219V221H195ZM212 219V220H211ZM217 221H216V220ZM225 219H227L226 221H224ZM255 219V218H254ZM258 219H260V220H258ZM7 220H9V221H7ZM45 220V221H44ZM65 220V221H64ZM182 220V221H181ZM209 220V221H208ZM222 222H221V221ZM234 220H235V222H234ZM239 222H238V221ZM242 220V221H241ZM248 220V221H247ZM5 221H6V224H5ZM12 221V222H11ZM65 223H63V222ZM84 223H83V222ZM118 221V222H117ZM126 221V222H125ZM146 221V222H145ZM160 221V222H159ZM177 223H176V222ZM200 221V222H199ZM234 222L233 224L231 223L230 224V222ZM240 224H237V222ZM263 221V222H262ZM3 224H2V223ZM9 222V224L8 225H10V224H12V225H10V227L7 225V223ZM43 222H44V225H43ZM51 222V223H50ZM53 222H55V223H53ZM149 222H151L150 224H149ZM156 222V223H155ZM159 222V223H158ZM162 222V223H161ZM175 222V223H174ZM227 222V223H226ZM242 222V223H241ZM246 222H248V223H246ZM257 222V223H256ZM14 223V224H13ZM39 223H40V225H39ZM72 223H75V224H72ZM81 223V224H80ZM115 223V224H114ZM120 223V224H119ZM134 223V224H133ZM140 223V224H139ZM148 223V224H147ZM164 223H166V224H164ZM180 223V224H179ZM186 223V224H185ZM198 223H200V224H198ZM201 223H202V225H201ZM203 223H205V224H203ZM222 223V225H220ZM237 224V226H236V224ZM261 223V224H260ZM262 223H263V225H262ZM46 224V225H45ZM52 226H51V225ZM55 226H54V225ZM63 224V225H62ZM67 224V225H66ZM71 224V225H70ZM90 224V225H89ZM106 224V225H105ZM132 224V225H131ZM144 224V225H143ZM158 224V225H157ZM161 224V225H160ZM192 224V225H191ZM211 224V225H210ZM224 224V225H223ZM227 224H228V226H227ZM241 224H242V226H241ZM260 226H259V225ZM4 225V226H3ZM48 225V226H47ZM119 225V226H118ZM124 225H126V226H124ZM166 225V226H165ZM168 225V226H167ZM198 225V226H197ZM200 225V226H199ZM207 225H209V226H207ZM217 225V226H216ZM256 225V227H252V226H255ZM7 228H6V227ZM38 226H39V228H38ZM45 226H46V228H45ZM128 226V227H127ZM159 228H158V227ZM160 226H162L161 228H160ZM163 226H164V228H163ZM170 226V227H169ZM178 226V227H177ZM181 226V227H180ZM192 227V229H190L191 227ZM196 226V227H195ZM218 226H219V228H218ZM220 226H222V227H220ZM224 226V227H223ZM227 226V227H226ZM231 226L233 227V228H235L236 230L238 229V228H242L241 230H239V233H238V230H237V232H236V230L235 229H231V230H229L230 228H231ZM259 226V228H257ZM2 227H4V228H2ZM34 227H35V229H34ZM51 227H56L55 229L54 228H52L51 229ZM59 227V228H58ZM63 227V228H62ZM119 227V228H118ZM127 228V230H126V228ZM167 227V228H166ZM174 227V228H173ZM201 227V228H200ZM203 227V228H202ZM214 227V228H213ZM243 227H245V229L243 228ZM6 228V229H5ZM9 228V229H8ZM32 228V229H31ZM41 228H43V229H41ZM48 228V229H47ZM50 228V229H49ZM72 228V229H71ZM84 228V229H83ZM117 228H118V230H117ZM130 228L132 229V230H130ZM139 230H138V229ZM205 228V229H204ZM217 228V229H216ZM223 230L224 228H227V232L225 231V229L223 230V232H222V230ZM31 229V230H30ZM41 229V230H40ZM47 229V230H46ZM71 229V230H70ZM136 229V230H135ZM147 229V230H146ZM159 229V230H158ZM174 229V230H173ZM185 229V230H184ZM196 229V230H195ZM215 229V230H214ZM220 229V230H219ZM257 229V230H256ZM1 230H3V231H1ZM37 230V231H36ZM58 230H59V232H58ZM117 230V231H116ZM121 230V231H120ZM162 230V231H161ZM179 232H178V231ZM182 230V231H181ZM201 230V231H200ZM202 230H205V231H202ZM207 230V231H206ZM213 230L214 232H211V231ZM216 230L219 232H221L220 234H218L217 232H216ZM229 230V231H228ZM234 232H233V231ZM31 231H32V233H31ZM33 231H34V233H33ZM39 231H40V234H39ZM49 231H51V232H49ZM145 231V233H143V232ZM149 231V232H148ZM159 231V232H158ZM176 231L178 232L177 234H175L176 233ZM190 233H189V232ZM213 234V235H211V233ZM225 231V232H224ZM234 233H232V232ZM241 231V232H240ZM243 231H245V232H243ZM246 231H248V232H246ZM37 232V233H36ZM120 234H119V233ZM132 232V233H131ZM141 232V233H140ZM168 232H170V233H168ZM171 232H173V233H171ZM183 232H185V234L183 233ZM197 234H196V233ZM200 232V234H199V237H198V233ZM208 232V233H207ZM231 232V234H229ZM243 232V233H242ZM45 233H46V235H45ZM55 233H57V234H55ZM65 233V234H64ZM68 233V234H67ZM101 233V234H100ZM109 233H111V234H109ZM127 233V234H126ZM149 233V234H148ZM160 233V234H159ZM180 233V234H179ZM203 233V234H202ZM214 233H217V235H214ZM228 233V235H229V237H224L226 234ZM237 233V234H236ZM254 233V234H253ZM30 234V235H29ZM52 234H54V235H52ZM108 234H109V236H108ZM162 234H163V236H162ZM172 235L173 234V237L172 236H169V237H167L166 235ZM176 235V237H175V235ZM179 234V235H178ZM183 234V235H182ZM204 235V236H202V235ZM205 234H207V235H205ZM222 234V235H221ZM225 234V235H224ZM235 234H236V236H235ZM239 234V235H238ZM245 234V235H246ZM24 235V236H23ZM26 235V236H25ZM31 235H37V236H35L36 237V239H35V237L33 238V236H31ZM47 235H48V237H47ZM50 235V236H49ZM62 235V236H61ZM67 235V236H66ZM84 235V236H83ZM93 235H94V237H93ZM126 235H128V236H126ZM133 235V236H132ZM140 235V236H139ZM184 235H185V240H182V238L184 239ZM197 236L198 238V241L200 240V238H201V236H202V238L201 239H203V240H205V241H202V244H201V246H200V243L201 242H199L198 243V241H197V239H196V237L195 236ZM220 237H219V236ZM228 235H226V236H228ZM238 235V236H237ZM27 236H30V237H27ZM40 236H42V237H40ZM113 236V237H112ZM117 236V238H118V240H117V238H115V237ZM148 236V237H147ZM154 236V237H153ZM157 236V237H156ZM160 236V237H159ZM206 236H207V238H206ZM210 236V237H209ZM215 236V237H214ZM221 236H223V237H221ZM234 236V237H233ZM21 237V238H20ZM23 237H24V239H23ZM37 237H39V238H37ZM46 239H45V238ZM51 237V238H50ZM62 237H65V238H62ZM98 237V238H97ZM121 237V238H120ZM129 239H128V238ZM137 237H139V238H137ZM163 237H165V238H163ZM168 239H167V238ZM180 237V238H179ZM193 240H190V238ZM194 237V238H193ZM204 237H205V239H204ZM212 237H213V240L214 239H218V237H219V240L217 241V240H214L215 242H216V245H218L219 246V244H220V246H223V247H226V248H223L222 249V247H217V246H215L216 248H215V251H214V244H212V245H210L211 243H214V241L212 242ZM217 237V238H216ZM231 237V238H230ZM233 237V238H232ZM19 238V239H18ZM25 238H27V239H25ZM29 238H31V239H29ZM93 238V239H92ZM97 238V239H96ZM106 238V239H105ZM109 238V239H108ZM112 238H114V239H112ZM127 238V240H125ZM142 238V239H141ZM150 238V239H149ZM158 238H159V240H158ZM160 238H162V240H160ZM173 238V239H172ZM189 238V239H188ZM209 238H210V240H209ZM235 238V239H234ZM21 239V240H20ZM35 240V242H34V240ZM44 241H42V240ZM48 239V240H47ZM55 239V240H54ZM96 239V241H94ZM99 239V240H98ZM102 239H103V241H102ZM110 239H111V241H110ZM145 240V242L143 243L142 241H144ZM166 239V240H165ZM170 239H172V241L174 240L175 241V243L173 244V242L170 240ZM177 239H179V240H177ZM187 239V240H186ZM196 239V240H195ZM224 239H229L228 240V242L226 243V240H224ZM230 239H233L232 241H230ZM38 240V241H37ZM46 240V241H45ZM98 240V241H97ZM104 240H107V241H105L104 242ZM113 240L115 241L114 243H112L113 242ZM119 241V242H117V241ZM130 240V241H129ZM134 240V241H133ZM142 240V241H141ZM150 241V242H152V243H150V242H147V241ZM158 240V241H157ZM168 240V241H167ZM170 240V241H169ZM192 241V243H195L194 245L196 246V248L198 249H196L195 248V246H193V244L191 243V242H189V241ZM210 242H209V241ZM224 241L225 243L224 244H226L227 246H224V244L222 245V241ZM236 240V241H235ZM18 241V242H17ZM21 241V242H20ZM27 241H29L30 243H27L26 244V242ZM40 241V242H39ZM50 241V242H49ZM54 241H55V244H54ZM70 241H72V242H70ZM122 241V242H121ZM161 241V242H160ZM168 243V244H165L166 242ZM179 241H180V243H179ZM183 241H185L184 242V244H183ZM233 241L235 242L234 244H232L233 243ZM20 242V243H19ZM34 242V243H33ZM37 242V244H35ZM52 242V243H51ZM56 242H58V243H56ZM61 242V243H60ZM64 242V243H63ZM76 242V243H75ZM80 242V243H79ZM83 242V243H82ZM99 242H101L100 244H102V245H100V244H94V243H99ZM103 242V243H102ZM109 242H110V244H109ZM133 243V244H131V243ZM134 242H136L135 244L137 245V243L139 242V243H141V244H145L144 246L143 245H140L139 243H138V245L136 246L135 244H134ZM157 242V243H156ZM159 242V243H158ZM173 244H171V243ZM182 242V243H181ZM186 242H188V244L186 243ZM221 242V243H220ZM231 242V243H230ZM10 243H12V244H10ZM16 243H18V245H15ZM33 245H32V244ZM49 243V244H48ZM69 243V244H68ZM71 243V244H70ZM88 243V244H87ZM90 243V244H89ZM92 243V244H91ZM104 243H107V245L106 244H104ZM116 243H118V244H116ZM124 243H126L127 245H125V247L123 246V244ZM149 244V246L147 245V244ZM155 245H154V244ZM160 243H161V245H160ZM176 243H179V244H181L180 246H179V244H177L176 245ZM205 243V245H203ZM208 243H210V244H207ZM229 243H230V245H229ZM242 243V244H241ZM253 245H251V244ZM257 243V244H256ZM26 244V245H25ZM40 244V245H39ZM43 244V245H42ZM48 244V245H47ZM53 244V245H52ZM65 244V245H64ZM110 246H109V245ZM122 244V245H121ZM153 244V245H152ZM158 244V245H157ZM236 244H237V247H236ZM250 244V245H249ZM261 244V245H260ZM7 245H10V246H7ZM13 245V246H12ZM20 245L22 246V248L23 249H21V247H20ZM24 245V246H23ZM32 245V246H31ZM44 245H45V247H44ZM52 245V246H51ZM55 245V246H54ZM60 245V246H59ZM63 245H64V247H63ZM67 245V246H66ZM77 245V246H76ZM95 245H97L96 247H95ZM105 245V246H104ZM115 247H114V246ZM134 247H133V246ZM152 245V246H151ZM166 245V246H165ZM168 245H170V246H168ZM172 245V246H171ZM175 245V246H174ZM187 245V246H186ZM192 245V246H191ZM229 245V246H228ZM243 245V246H242ZM43 246V247H42ZM49 246V247H48ZM63 248H62V247ZM72 246V247H71ZM86 246H88V247H95V248H91L90 247V249L87 247V249H86ZM107 246L110 248H107ZM118 246V247H117ZM121 246H122V251L124 250L125 251V253H123V252H121L122 253V255H120V253H118L119 251H117V250H120L121 249ZM128 248H127V247ZM130 246V247H129ZM132 246V247H131ZM149 248H148V247ZM159 246V248H157ZM162 246V247H161ZM177 246V247H176ZM182 246H184L185 248H183ZM200 246V247H199ZM205 246H207V248L205 247ZM236 247L235 249H234V247ZM239 246V247H238ZM255 246V247H254ZM5 247H7V249L5 248ZM14 247H16V248H14ZM24 247H25V249H24ZM32 247V248H31ZM67 247V248H66ZM100 249V251L102 252H100L99 251V249ZM116 248L117 250H115V249H113V248ZM138 247H140V248H138ZM161 247V248H160ZM164 247V248H163ZM170 247H172V250H171V248ZM173 247H176L175 248V250L177 251V255H176V252H175V250H174V248ZM195 249H194V248ZM229 247V248H228ZM240 247H242L241 249H240ZM263 247V248H262ZM28 250H27V249ZM31 248V249H30ZM39 248H41V249H39ZM51 248V249H50ZM61 248H62V250H61ZM71 248V249H70ZM85 248V249H84ZM131 248H133V249H131ZM153 248H154V250H153ZM166 248H168V249H166ZM170 248V249H169ZM183 248V249H182ZM211 248H213V251H214V253H213V251H211L212 249ZM217 248H218V250H217ZM221 250H220V249ZM233 248V249H232ZM244 248H246V249H244ZM253 248V249H252ZM4 249H5V251H4ZM18 249H19V251H18ZM30 249V250H29ZM45 249H47V250H45ZM66 249V250H65ZM70 249V250H69ZM93 249V250H92ZM108 249V250H107ZM126 249H127V251H126ZM130 249V250H129ZM135 249V250H134ZM162 249L164 250H167L166 251V253L164 252V251H162ZM188 249V250H187ZM192 249H193V251H192ZM205 249V250H204ZM227 251H226V250ZM249 249H251V250H254V252L252 251H248ZM21 250H24V251H21ZM77 250V251H76ZM91 250V251H90ZM110 250V251H109ZM114 250V251H113ZM132 250H134V251H132ZM137 250L139 251V253H137ZM141 250H143V251H141ZM149 250H151V251H149ZM156 250H161V251H156ZM172 251V252H169V251ZM184 250H185V253H184ZM191 250V251H190ZM198 252H197V251ZM200 250H202V251H200ZM204 250V251H203ZM235 250V251H234ZM239 252H238V251ZM246 250V251H245ZM259 250V254H258V251ZM12 251V252H11ZM25 251H27V252H25ZM35 251H36V253H35ZM54 251V252H53ZM81 251H82V253H81ZM96 251V252H95ZM99 251V252H98ZM109 251V252H108ZM113 251V252H112ZM149 251V253H151V255L149 254V253H147ZM180 253H179V252ZM196 253H195V252ZM206 251V252H205ZM216 251H217V253H216ZM224 253H223V252ZM260 251L262 252V253H260ZM4 252V253H3ZM8 252H10V254L8 255ZM19 252V253H18ZM57 252V253H56ZM76 254H75V253ZM107 252L108 253H110V252H112V253H110V255L109 254H107ZM114 252H117V253H114ZM144 252H146V253H144ZM158 254H157V253ZM163 254H162V253ZM184 253L185 255H187L188 253H190L191 254V252H194L195 253V255L197 254V256H195L193 253V256H191L190 254H188L189 255V257L191 258V259H189V258H187V256H184L182 253ZM222 254H221V253ZM244 252V253H243ZM247 252V253H246ZM257 252V253H256ZM12 253H13V255L15 256L16 254V257L14 258V256L12 255ZM22 253H23V255H22ZM54 253V254H53ZM65 253V254H64ZM70 253V254H69ZM74 253V254H73ZM107 255H106V254ZM127 253V254H126ZM131 253V254H130ZM169 253V254H168ZM172 253V255H170ZM179 253V254H178ZM187 253V254H186ZM212 253V254H211ZM219 253L221 254L220 255V257L219 256H216V255H214V254H217V255H219ZM250 255H249V254ZM37 254V255H36ZM79 254V255H78ZM111 254H112V256H111ZM113 254H116L117 256H119V257H117L116 255H113ZM126 254V255H125ZM154 254H155V256H156V254H157V256L155 257L154 256ZM166 254V255H165ZM174 254V255H173ZM207 254H209V253H207ZM257 254V255H256ZM7 255H8V257H9V259H7L8 257H7ZM18 255H19V257H18ZM25 255V256H24ZM29 255V256H28ZM39 255V256H38ZM49 255V256H48ZM71 255H72V258H70L71 257ZM85 255V256H84ZM109 255V256H108ZM124 255V256H123ZM136 255L137 256H139V257H137L136 258ZM143 255V256H142ZM145 255V256H144ZM147 255H148V257H151V258H148L147 257ZM153 255V256H152ZM160 255V256H159ZM164 255H165V257H164ZM167 255H169V257H171L172 256V259L170 258L169 259V257L167 256ZM180 255V256H179ZM223 255V256H224ZM232 255V254H231ZM1 256H0V258H1ZM5 256V257H4ZM28 256V257H27ZM31 256V257H30ZM57 256V257H56ZM76 256H78V258L76 257ZM103 256V257H102ZM111 256V257H110ZM121 256H123V258L124 257H126V258H124V259H122L124 262H122V260H121V262H114L113 260H114V258H122ZM132 256V257H131ZM133 256H135V257H133ZM159 256V257H158ZM166 256H167V258H168V261H167V259H166ZM173 256H174V258H173ZM181 257L183 260L186 258V259H189V260H185V261H183V260H181V258H175V257ZM195 256V257H194ZM228 255H225V258L227 257ZM4 257V258H3ZM12 257H13V259H12ZM30 257V258H29ZM61 257V258H60ZM67 257V258H66ZM75 257H76V259H75ZM80 257V258H79ZM100 257V258H99ZM142 257H144L145 259H143V260H141V258ZM158 257V258H157ZM161 257H163V258H161ZM183 257H185V258H183ZM193 257H194V259H193ZM214 257V258H215ZM12 260H11V259ZM17 258V259H16ZM27 258V259H26ZM68 258H69V260H68ZM131 258H135V259H131ZM140 258V259H139ZM156 258V259H155ZM161 258V259H160ZM165 258V259H164ZM228 258V257H227ZM226 258V259H227ZM3 259H4V261H3ZM22 259H24V260H22ZM32 259V260H31ZM56 259V260H55ZM74 259V260H73ZM83 259V260H82ZM101 259V260H100ZM106 259H107V261H106ZM112 259V260H111ZM131 261H130V260ZM148 259V260H147ZM151 259V260H150ZM159 259V260H158ZM182 261H180V260ZM230 259V258H229ZM9 260V261H8ZM11 260V261H10ZM19 260V261H18ZM38 260V261H37ZM49 260H50V262H49ZM66 260V261H65ZM98 260V261H97ZM100 260V261H99ZM130 262H129V261ZM154 260H156V261H154ZM162 260H164L162 263H160ZM166 260V261H165ZM172 260V261H171ZM224 260V259H223ZM24 261V262H23ZM47 261V262H46ZM62 261V262H61ZM103 261V262H102ZM108 261H111V262H108ZM126 261V262H125ZM134 261V262H133ZM142 261V262H141ZM144 261V262H143ZM222 261V260H221ZM13 262V263H12ZM18 262H20V263H18ZM74 262V263H73ZM91 262H93V263H91ZM96 262V263H95ZM140 262V263H139ZM152 262V263H151ZM157 262V263H156ZM159 262V263H158ZM218 262H220V260H218ZM1 264H5V263H1Z\"/></svg>","mask_w":264,"mask_h":264},{"label":"snow or ice","instance_id":"6c2138e0","mask_svg":"<svg viewBox=\"0 0 264 264\" xmlns=\"http://www.w3.org/2000/svg\"><path fill=\"white\" fill-rule=\"evenodd\" d=\"M156 4V0H145V3L141 5V8H152ZM130 15V12H125L123 14V18L126 20L128 16ZM249 18H255L253 16H250ZM264 18V17H259Z\"/></svg>","mask_w":264,"mask_h":264}]
</instances>
